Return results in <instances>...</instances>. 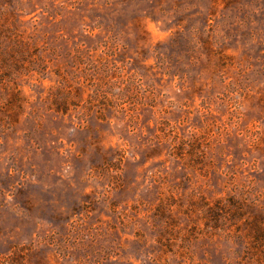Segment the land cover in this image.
I'll use <instances>...</instances> for the list:
<instances>
[{
  "label": "rangeland",
  "instance_id": "1",
  "mask_svg": "<svg viewBox=\"0 0 264 264\" xmlns=\"http://www.w3.org/2000/svg\"><path fill=\"white\" fill-rule=\"evenodd\" d=\"M0 264H264V0H0Z\"/></svg>",
  "mask_w": 264,
  "mask_h": 264
},
{
  "label": "trees",
  "instance_id": "2",
  "mask_svg": "<svg viewBox=\"0 0 264 264\" xmlns=\"http://www.w3.org/2000/svg\"><path fill=\"white\" fill-rule=\"evenodd\" d=\"M213 14H216V13H213ZM62 106V105H61ZM59 108V107H58ZM63 108V107H62ZM60 110V109H59ZM63 111H64V109H63Z\"/></svg>",
  "mask_w": 264,
  "mask_h": 264
}]
</instances>
